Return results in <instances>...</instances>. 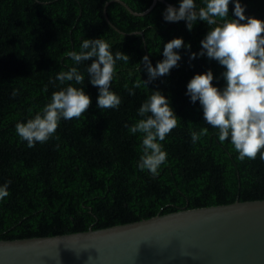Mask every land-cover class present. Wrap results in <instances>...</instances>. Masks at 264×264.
Returning a JSON list of instances; mask_svg holds the SVG:
<instances>
[{
  "label": "trees",
  "instance_id": "obj_1",
  "mask_svg": "<svg viewBox=\"0 0 264 264\" xmlns=\"http://www.w3.org/2000/svg\"><path fill=\"white\" fill-rule=\"evenodd\" d=\"M121 1L138 13L152 2ZM166 1L178 6V0ZM240 3L246 17L264 21V0ZM166 7L157 2L147 14L135 16L112 0H0V184L11 182L8 197L0 202V239L79 233L180 210L264 200L259 154L238 160L232 145L221 144L210 127L207 136L192 143L190 132L208 126L199 102L185 95L186 84L194 74L211 70L213 85L222 87L223 68L206 57L189 60V51L200 50L208 26L198 21L188 31L183 21L165 22ZM228 7L235 18L233 5ZM98 37L112 45L113 53L130 57L128 64L117 63L111 86L121 97L119 108L99 110L98 89L86 76L81 87L91 103L84 115L61 120L58 139L28 148L15 125L32 118L63 87L54 80L57 72L74 66L67 52L79 51L85 38ZM177 37L190 45L179 50V66L147 88H133L147 79L142 57L148 55L155 67L163 58V43ZM88 63L79 70L84 72ZM129 88L134 95L129 96ZM152 90L170 99L178 117L163 142L168 161L156 177L137 169L140 134L130 135L125 128L140 119L137 109Z\"/></svg>",
  "mask_w": 264,
  "mask_h": 264
},
{
  "label": "clouds",
  "instance_id": "obj_2",
  "mask_svg": "<svg viewBox=\"0 0 264 264\" xmlns=\"http://www.w3.org/2000/svg\"><path fill=\"white\" fill-rule=\"evenodd\" d=\"M230 3L235 18L229 16ZM244 13L245 6L240 0H178V6H167L162 17L165 22L183 21L188 31L198 21L204 22L208 31L200 40V50L189 51V60L206 57L223 68L220 73L222 87L213 85L211 70L194 74L186 84L185 95L191 103L199 102L203 123L208 126L190 132L192 143L207 136L210 127L221 144L228 141L232 145L238 160H254L258 154L264 160V21L246 17ZM111 48L103 38H85L79 51L67 52L74 66L57 72L54 80L63 87L54 91L50 102L32 118L15 125L17 136L28 148L58 139L55 133L61 120L79 119L84 115L91 103L90 96L81 87L86 76L98 89L96 107L99 110L119 108L121 97L111 86L117 63L128 64L130 57L121 51L113 53ZM181 48L190 50V45L179 37L163 43V58L155 67L148 55L143 56L141 63L147 79H140L133 88L141 85L147 88L148 83L167 76L172 68L178 67ZM88 61L91 63L81 72L78 66ZM136 71H141L139 65ZM133 88L128 89L129 96L134 95ZM136 114L140 119L131 125L125 124L130 135L140 134L136 167L156 177L168 161L163 142L177 127L178 117L170 106V99L159 90L151 91ZM10 183L0 184V202L8 197Z\"/></svg>",
  "mask_w": 264,
  "mask_h": 264
},
{
  "label": "water",
  "instance_id": "obj_3",
  "mask_svg": "<svg viewBox=\"0 0 264 264\" xmlns=\"http://www.w3.org/2000/svg\"><path fill=\"white\" fill-rule=\"evenodd\" d=\"M112 2L135 16L157 2L170 5L152 0L138 13L121 0ZM103 13L109 22L105 8ZM0 264H264V200L180 210L79 233L0 239Z\"/></svg>",
  "mask_w": 264,
  "mask_h": 264
}]
</instances>
